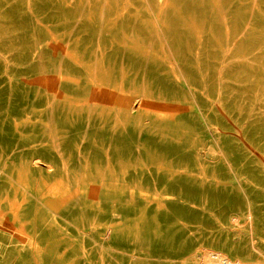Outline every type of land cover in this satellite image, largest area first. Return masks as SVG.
Listing matches in <instances>:
<instances>
[{
    "label": "rangeland",
    "instance_id": "1",
    "mask_svg": "<svg viewBox=\"0 0 264 264\" xmlns=\"http://www.w3.org/2000/svg\"><path fill=\"white\" fill-rule=\"evenodd\" d=\"M0 264H264V0H0Z\"/></svg>",
    "mask_w": 264,
    "mask_h": 264
},
{
    "label": "bare ground",
    "instance_id": "2",
    "mask_svg": "<svg viewBox=\"0 0 264 264\" xmlns=\"http://www.w3.org/2000/svg\"><path fill=\"white\" fill-rule=\"evenodd\" d=\"M2 1V0H1ZM165 1H167V0H165ZM160 2V1H159ZM166 3V2H165ZM161 5V4H160ZM164 4H163V2H162V6H163ZM161 6H160V10H161ZM159 13V12H158ZM161 33V32H160ZM157 34V33H156ZM162 34V33H161ZM160 34V35H161ZM178 68V67H177ZM59 73H60V71H59ZM47 76V75H46ZM50 76V75H49ZM52 76V75H51ZM60 78V77H59ZM94 78V77H93ZM93 80H95V79H93ZM60 82V81H59ZM94 82V81H93ZM58 83V82H57ZM94 87V86H93ZM61 88V87H60ZM57 90V89H56ZM95 91V90H94ZM57 92V91H56ZM96 92V91H95ZM60 93V92H59ZM62 95H65V94H63L62 93ZM203 150V149H202ZM47 167V166H46ZM26 210V209H25ZM32 211V210H31ZM24 212V211H23ZM83 212V211H82ZM33 213V212H32ZM28 214V213H27ZM32 215V214H31ZM35 215V214H34ZM56 215V214H55ZM33 216V215H32ZM38 217V216H37ZM27 218H28V216H27ZM38 219V218H37ZM32 222H33V220H32ZM54 222H56V221H54ZM35 223V222H34ZM40 223V222H39ZM47 223V222H46ZM32 225V224H31ZM45 225V224H44ZM29 226V225H28ZM37 226V225H36ZM42 226V225H41ZM38 227H40V226H38ZM34 229V228H33ZM39 229V228H38ZM35 231V230H34ZM33 232V231H32ZM35 237V236H34ZM29 241V240H28ZM32 242V241H31ZM221 254V253H220ZM216 255V254H215ZM209 256V255H208ZM217 257V256H216ZM221 257V256H220ZM225 257V256H224ZM210 259V258H209ZM225 261V260H224Z\"/></svg>",
    "mask_w": 264,
    "mask_h": 264
}]
</instances>
